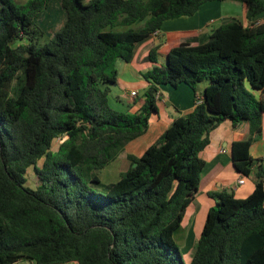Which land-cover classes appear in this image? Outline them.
<instances>
[{
	"label": "trees",
	"instance_id": "1",
	"mask_svg": "<svg viewBox=\"0 0 264 264\" xmlns=\"http://www.w3.org/2000/svg\"><path fill=\"white\" fill-rule=\"evenodd\" d=\"M50 1L0 0V264H264V166L248 155L264 112V0H230L242 20L220 21L203 41L180 39L164 64L151 48L137 112L108 104L117 61H131L165 20L225 0H59L64 22L41 43L36 19ZM179 84L192 91L191 110L102 184L97 170L147 130L159 87ZM225 119L247 124L230 153L244 176L257 165L254 187L243 198L210 194L184 263L174 233L197 191L199 151Z\"/></svg>",
	"mask_w": 264,
	"mask_h": 264
},
{
	"label": "crops",
	"instance_id": "2",
	"mask_svg": "<svg viewBox=\"0 0 264 264\" xmlns=\"http://www.w3.org/2000/svg\"><path fill=\"white\" fill-rule=\"evenodd\" d=\"M215 4L205 2L191 16L165 20L157 33L139 43L132 60L129 62L121 61L120 63L122 64L121 69L118 68V79L114 84L119 88V92L116 91L114 94L115 101L119 102L121 98H125L128 100V109L131 112H137L140 104L134 102V98L139 92H135L134 96H129L127 93L135 91V88L146 89L147 82L140 72L153 65L146 59L150 49L157 46L156 64L159 65L165 63L168 51L177 45L180 39L197 41L205 39L213 26V22L219 23L228 19V14L221 11L218 3ZM262 18H264V14L260 19ZM206 26L210 27L207 29ZM204 85H197V92H200ZM158 95L159 98L156 99L157 112L151 114L147 130L142 135L127 142L120 152L121 155L115 159L126 160L128 162L127 167L129 166L128 154L136 156L142 154L145 148L158 140L175 118L186 114L193 107L192 91L184 84H179L175 88L168 85L161 86ZM246 132L247 124L245 122L233 125L225 119L208 132V142L199 151V157L203 160V167L200 172L197 191L194 199L185 207L179 226V239L184 249L189 252L190 257L206 212L214 202L210 194L225 191L231 192L235 198H243L254 187L257 165L250 166L247 175L244 176L233 167L230 153L231 143L244 139ZM248 155L252 159L264 157V112L261 115L260 132L252 138L248 147ZM240 177L243 178V182L237 183V179Z\"/></svg>",
	"mask_w": 264,
	"mask_h": 264
},
{
	"label": "rangeland",
	"instance_id": "3",
	"mask_svg": "<svg viewBox=\"0 0 264 264\" xmlns=\"http://www.w3.org/2000/svg\"><path fill=\"white\" fill-rule=\"evenodd\" d=\"M15 4H23L26 0H12ZM213 3H216L215 5L221 7V11H224L228 14V18H237L242 20L243 19V8L241 6V4L239 2L236 1H230V0H225V1H221V2H215V1H210ZM209 3V2H206ZM231 3V4H230ZM211 5V4H208ZM264 14V12L262 13V15ZM217 16V15H215ZM65 19V13L63 12V10L60 7V2L59 0H51L49 2V4L47 5V7L45 8L44 12L42 13V15L36 19V23L42 28V30L44 31V36L41 38V43L46 42L49 37L63 24ZM217 24V21L213 22L212 25ZM210 24V26H212ZM210 26H206L207 29ZM206 29V30H207ZM206 39V37H205ZM205 39H199V41H203ZM121 60L117 61V68L121 69ZM127 76V75H125ZM206 80H203L201 82H199L197 85L201 86L202 84H205ZM112 92L109 94L108 96V104L110 105V107L114 110L117 111H130L128 109V103H127V99L125 98H121V100L119 102L115 101V96L114 94L116 93V91L119 90L118 86L115 85H110ZM144 89H138L135 88V92H139V94L137 95V98H143L144 97ZM119 92V91H118ZM119 94V93H118ZM139 103V102H137ZM140 104V103H139ZM131 112V111H130ZM58 146L57 142H53L52 143V149L56 150ZM121 155V153L118 154V157ZM41 162V160L38 161V164ZM128 162L126 160H115L110 162L108 165H106L104 168L97 170L98 172V177L101 180V183H109V182H114L116 181L120 174L122 172H124L128 167ZM27 177V182L26 184L33 188L34 185V174H33V170L32 168H30L28 170V173L26 174ZM97 185H94L95 188ZM99 190V189H98ZM174 240L176 242V244L179 247V251L181 254V258L183 260L184 263H187L190 255L189 252H187L184 247L183 244L181 242V240L179 239V230H177L174 233ZM193 246H195V244H193ZM16 264H26V262L21 261L18 262Z\"/></svg>",
	"mask_w": 264,
	"mask_h": 264
},
{
	"label": "built area",
	"instance_id": "4",
	"mask_svg": "<svg viewBox=\"0 0 264 264\" xmlns=\"http://www.w3.org/2000/svg\"><path fill=\"white\" fill-rule=\"evenodd\" d=\"M129 96H134L135 95V91H130L129 93H127ZM159 98V95H158V93L156 94V99H158ZM200 101V99L198 98V99H196V102H199ZM62 141V138L61 137H57L53 142H57L58 144L60 143ZM259 163L262 165V166H264V157H261L260 159H259ZM243 182V178L242 177H240V178H238L237 179V183H242Z\"/></svg>",
	"mask_w": 264,
	"mask_h": 264
}]
</instances>
